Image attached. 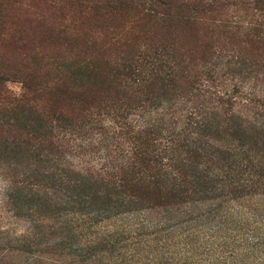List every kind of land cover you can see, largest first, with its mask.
Wrapping results in <instances>:
<instances>
[{
    "label": "trees",
    "instance_id": "obj_1",
    "mask_svg": "<svg viewBox=\"0 0 264 264\" xmlns=\"http://www.w3.org/2000/svg\"><path fill=\"white\" fill-rule=\"evenodd\" d=\"M94 2L97 12L133 13L134 29L149 41L106 69L105 81L122 88L125 98L108 102L101 96L99 74L93 86L80 91L60 82L37 87L26 78L13 102L34 109L35 99L50 92L79 116L103 112L133 141L111 166L77 171L54 158L49 174H24L21 186L32 196L44 193L47 203L66 211L61 217L70 228L62 225L80 238L71 245L81 264H264V232L251 228L242 236L229 226L228 212L242 215L238 205H228L223 216L214 202L205 209L195 208L193 200L191 206L174 207L184 202L174 201L182 195L218 192L230 203L247 189L264 186V160L250 139L264 136V0ZM95 52L83 65L81 56L87 54L79 50L71 65L93 73V59L103 51ZM8 74L0 71V94L10 100ZM202 93L210 96L209 105H193ZM53 106L47 108L52 115ZM79 181L102 183L104 191L98 192L109 194V201L85 199L77 193ZM149 198L160 199L161 210L134 207ZM219 216L223 220L215 222ZM225 231L234 242L231 248L217 243Z\"/></svg>",
    "mask_w": 264,
    "mask_h": 264
},
{
    "label": "rangeland",
    "instance_id": "obj_2",
    "mask_svg": "<svg viewBox=\"0 0 264 264\" xmlns=\"http://www.w3.org/2000/svg\"><path fill=\"white\" fill-rule=\"evenodd\" d=\"M94 4V0H0V71L9 72L6 85L12 94L10 100L0 94V264H81L71 245L80 238L64 227L70 228L61 217L66 211L58 212L54 203L50 204L49 200L47 203L44 193L28 194L20 181L24 174H49L46 170L55 163L54 158L60 159L61 167L66 169L73 165L77 171L85 167L97 171L115 163L133 141L127 132L122 134L120 126L105 119L103 112L79 116L71 112L66 101L65 105L55 102L50 92L35 99L34 109L13 102V96L23 93L26 78H31L37 87L44 85L50 89L60 82L66 88L80 91L93 86L99 74L101 96L108 102L125 98L127 94L122 88L105 81L106 69L149 41L144 33L138 34L134 29L138 21L133 13H117L112 8L97 12L91 8ZM99 49L103 52L98 59H93L96 62L93 73L81 65H71L79 50L87 54L80 59L86 65ZM202 94L193 105L210 102V96ZM49 104H54L51 107L54 115L47 109ZM44 105L46 109L42 110ZM248 131L251 137L253 132ZM250 139L254 151L264 160V136L259 139L255 134ZM77 184V193L84 194L85 199L91 197L98 204L109 201V194L98 192L104 191L102 183L79 181ZM242 194V199L225 203L229 199L218 198V192L204 191L190 198L182 195L181 199H174L184 201L182 204L170 206H191L193 200L195 208L205 209L214 202L220 206L219 214L223 216L228 205H238L243 209L242 215L232 216L228 212L229 226L240 229L238 234L242 236L251 233V228L259 234L264 232V186L247 189ZM160 202V199H139L134 207L153 206L158 211ZM218 219L223 220L219 216L215 222ZM220 235L217 243L234 246L228 232ZM28 237L30 240L26 242Z\"/></svg>",
    "mask_w": 264,
    "mask_h": 264
}]
</instances>
